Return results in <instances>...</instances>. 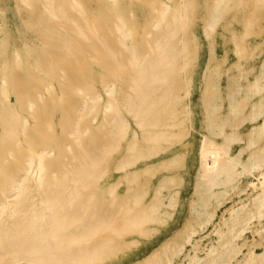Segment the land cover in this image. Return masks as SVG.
I'll list each match as a JSON object with an SVG mask.
<instances>
[{
  "label": "bare ground",
  "instance_id": "1",
  "mask_svg": "<svg viewBox=\"0 0 264 264\" xmlns=\"http://www.w3.org/2000/svg\"><path fill=\"white\" fill-rule=\"evenodd\" d=\"M22 1L32 5L22 18L32 17L36 9L45 16L49 11L43 17L53 28V42L84 47L86 55L73 48L68 68H47L57 81H45L50 98L62 100L69 109L61 135H54L44 105L33 109V120L5 115L10 137L1 145L8 153L0 162V264H125L123 259L105 258L136 240L135 233L145 232L146 221L160 218L166 201L160 189L146 196L150 179L142 178V171L147 163L138 161H145L167 136L179 138L195 127L192 94L199 25L211 35L230 8L244 3L257 8L261 1L212 0L200 12L197 0H149L140 40L139 23L126 7L142 0H96L103 5L96 22L80 0ZM70 1L73 7L67 9ZM58 27L68 33L58 32ZM28 48L25 39L8 55L0 52L3 93L10 83L22 95L29 92L19 82L33 77L29 57L22 55ZM210 83L198 85L204 91L209 126L198 143V175L215 194L219 184L234 186L239 173L250 169L247 183L255 191L215 218L196 217L171 235H159L158 246H149L140 257L132 254L126 264H264V151H250L239 166L242 151L234 154L231 142L216 135L220 115L213 100L218 88ZM46 98L39 94L36 100ZM261 115L263 107L251 119ZM255 125L248 143L253 148L264 138V123ZM111 166L124 176L103 186L104 172ZM122 177L124 193L117 190Z\"/></svg>",
  "mask_w": 264,
  "mask_h": 264
},
{
  "label": "rangeland",
  "instance_id": "2",
  "mask_svg": "<svg viewBox=\"0 0 264 264\" xmlns=\"http://www.w3.org/2000/svg\"><path fill=\"white\" fill-rule=\"evenodd\" d=\"M18 1L20 2L19 6L16 0H0V52H5L8 55L14 44H20L23 40L28 39V51L23 49L22 55L25 58L29 57L31 62L29 71L32 72L33 77L19 79L24 87L29 88V92L23 95L12 83L8 85L7 93H3L0 87V162L8 153V151H1L2 143H7L10 137L6 125L7 116H5L8 113L33 120V109L38 106L37 109L42 110L41 106L44 105L54 135L62 134L69 119V109L62 100L54 101L56 97L50 98L45 81L52 80L56 84L57 81H55V77L48 74L47 68H51L53 71H57L59 66L68 68L69 63H72L70 59L73 55V48L78 55H86L84 47H70L53 42V28L49 27L45 21L46 16L50 15L49 11H45V16L38 13V9H36L32 17L22 18L30 12L32 5L24 3L22 0ZM197 1L200 12L205 10V7L208 8L212 2V0ZM248 1L252 2L253 0ZM260 1L262 5L257 8L253 4L246 3L230 8L231 10L220 18L219 25L211 35H208L203 26L199 25V44L196 65H194L196 89L192 94L194 102L193 125L195 127L190 131L183 132L179 138L167 136L168 138L162 139L159 147L150 151L147 161L139 160L137 163L140 165L147 163L142 171V178L145 176L150 179L146 196L153 195L158 189L161 190L162 195L166 196L164 197L166 201L162 203L158 212L160 218L146 221L149 226L145 232L135 233L133 236L136 240L122 246L105 260L123 259L126 264L132 254L140 257L149 251V246H158L156 242L159 235H171L174 230L183 228L186 221H194L196 217L204 219L212 215L215 218L225 207L234 202L239 203L242 199L247 198L251 191H255L247 183L252 172L250 169L239 173L234 186H227L225 183L219 184V190L215 194L207 190L205 180L202 181L198 175L200 156L198 143L202 132H209L206 107L203 102L204 91L198 85L206 86L210 81L211 88H218L215 92L216 100H213V108L220 115L217 118L220 127L216 135L221 141L231 142L234 154L238 155L242 151L241 157H239V166H243L242 162L248 159L250 151L258 153L264 151V138L257 139L254 148L253 145L248 146L253 135V124L261 127L264 123L263 115L251 119L261 107L264 108V0ZM80 2L96 22L102 14V3H98L96 0H80ZM150 6L149 0H142L138 5L126 7L127 12L134 14L139 23L138 40L142 38L144 26L147 24L146 13ZM68 7L67 9H72L71 1ZM93 19L90 22L95 25ZM58 29V32L68 33V30L61 27ZM39 54L41 59H37ZM46 57H50V59L45 60ZM89 59L86 57L87 61ZM89 63L95 64L94 61H89ZM203 69L207 70L205 80L202 76ZM1 72L0 69V74ZM97 84L100 82L97 81ZM252 85L255 88L252 89L250 87ZM98 90L100 92L103 90L101 85H98ZM84 92L82 93L84 96H89L88 91ZM39 94L47 97L45 101L36 100ZM29 101H32L35 106L30 107ZM235 103H238L237 112H233ZM132 128L134 126H130L129 130L131 131ZM55 152L57 151H53V153ZM256 168L254 167L253 170ZM59 173V170H55L54 174ZM167 173L174 175L163 178ZM118 176H124V171L111 166L104 172L102 185L106 186ZM125 184L122 177L120 186L117 188L118 192L124 193ZM175 190L178 193L176 192L171 197L169 192ZM79 201L84 204L89 203L87 199ZM196 207L201 208L197 209ZM227 212L229 213L230 210ZM169 227L171 230H168ZM178 231L179 235L185 229Z\"/></svg>",
  "mask_w": 264,
  "mask_h": 264
}]
</instances>
